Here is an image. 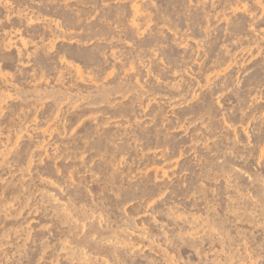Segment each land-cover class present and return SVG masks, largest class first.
<instances>
[{"label": "clouds", "instance_id": "obj_1", "mask_svg": "<svg viewBox=\"0 0 264 264\" xmlns=\"http://www.w3.org/2000/svg\"><path fill=\"white\" fill-rule=\"evenodd\" d=\"M0 264H264V0H0Z\"/></svg>", "mask_w": 264, "mask_h": 264}]
</instances>
